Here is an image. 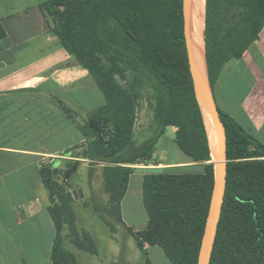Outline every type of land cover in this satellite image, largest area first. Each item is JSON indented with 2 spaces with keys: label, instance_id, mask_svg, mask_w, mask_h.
I'll return each instance as SVG.
<instances>
[{
  "label": "trees",
  "instance_id": "trees-1",
  "mask_svg": "<svg viewBox=\"0 0 264 264\" xmlns=\"http://www.w3.org/2000/svg\"><path fill=\"white\" fill-rule=\"evenodd\" d=\"M45 9L52 32L70 56L67 66L84 67L105 98L79 125L87 140L83 154L91 166L102 165L109 195L108 203L97 202L95 211L113 229L124 224L122 202L134 165L153 163L159 138L176 127V142L204 170L145 173L147 227L128 231L148 264L146 243L160 246L173 264H198L215 171L189 64L183 0H50ZM263 28L264 0H207L205 47L213 88L225 65L239 61ZM6 35L0 23V39ZM147 85L153 88V136L135 147L138 109ZM219 110L227 132L228 169L210 264H264V143ZM68 165L65 178L77 163ZM57 172L51 166L41 170L55 230L51 259L54 264H78L67 238L84 252L98 254V247L89 231L78 228L69 188L53 179Z\"/></svg>",
  "mask_w": 264,
  "mask_h": 264
},
{
  "label": "crops",
  "instance_id": "crops-1",
  "mask_svg": "<svg viewBox=\"0 0 264 264\" xmlns=\"http://www.w3.org/2000/svg\"><path fill=\"white\" fill-rule=\"evenodd\" d=\"M49 1L0 0V23L7 33L0 39V264H54L55 230L41 170L51 166L65 173L75 162L65 179L69 182L72 173L93 167L83 154L87 140L79 125L105 104L91 74L82 66H67L70 56L52 32L46 13ZM214 95L219 108L264 143V28L239 61L225 65ZM169 128L176 132V127ZM185 154L188 160L172 162L169 152L164 156L156 145L155 161L134 165V172L143 170L140 166L153 168L143 170V176L204 170ZM129 191L130 183L123 202ZM153 246L158 245L146 243L145 250Z\"/></svg>",
  "mask_w": 264,
  "mask_h": 264
},
{
  "label": "rangeland",
  "instance_id": "rangeland-1",
  "mask_svg": "<svg viewBox=\"0 0 264 264\" xmlns=\"http://www.w3.org/2000/svg\"><path fill=\"white\" fill-rule=\"evenodd\" d=\"M23 1L22 4H25L33 0ZM120 81L126 85L125 81ZM153 105V88L151 85H147L138 109L135 147L141 146L153 136ZM175 139V132H173L172 128H168L166 133L160 138L157 150H161L162 153L164 151L169 152L172 162L188 160V157L179 148ZM140 168L146 171L153 170V168H146L145 166H140ZM143 170H136L131 177L130 191L123 202L124 224L116 223V229L106 224L94 209L97 202L106 204L109 200V195L104 190L101 164H97L95 167H86L82 173H72L74 175L69 182L65 181L64 172L55 173L53 177L55 181L66 184V187L74 185L76 189L81 188L83 190V197L71 200L77 213V225L80 230L89 231L97 243L98 254H91L77 249L67 238L66 246L76 254L78 264H148L147 258L143 256L136 245L135 239L128 231V227L144 230L148 222V214L142 195ZM191 170L194 171L196 168ZM174 171L178 170L175 169ZM45 215L47 217V212H45ZM106 216L111 221H114L109 215ZM64 231L65 233L69 232L67 228ZM36 257L39 258L40 255H36ZM147 257L152 264H172L160 246H153L147 252Z\"/></svg>",
  "mask_w": 264,
  "mask_h": 264
},
{
  "label": "water",
  "instance_id": "water-1",
  "mask_svg": "<svg viewBox=\"0 0 264 264\" xmlns=\"http://www.w3.org/2000/svg\"><path fill=\"white\" fill-rule=\"evenodd\" d=\"M184 3V20H185V36L188 50L189 64L194 79L195 91L199 99L202 114L206 126L208 140L211 149L212 161L215 171V187L211 202V207L207 217L205 232L202 239L201 250L198 264H210L211 253L213 249L214 239L217 232L218 223L221 217L222 207L225 200L226 184H227V132L225 124L221 118L220 110L214 95V88L208 73L207 61L205 70L201 69L199 60L197 58L198 45L194 41V29L192 21V0H183ZM206 60V50H205ZM203 108L206 109L213 126V131L217 139V152L213 156L211 148V140L204 117ZM166 155V151L163 152ZM52 172L48 171L45 175L46 184H51ZM68 199H78L83 197V190L81 188L67 191Z\"/></svg>",
  "mask_w": 264,
  "mask_h": 264
},
{
  "label": "bare ground",
  "instance_id": "bare-ground-1",
  "mask_svg": "<svg viewBox=\"0 0 264 264\" xmlns=\"http://www.w3.org/2000/svg\"><path fill=\"white\" fill-rule=\"evenodd\" d=\"M206 3L207 0H192V21H193V29H194V41L198 45L197 58L199 60V65L203 70H205L206 68V60H205ZM203 111L211 140L212 154L213 156H215L217 152V139L215 136V132L213 131L211 119L206 109L203 108Z\"/></svg>",
  "mask_w": 264,
  "mask_h": 264
}]
</instances>
